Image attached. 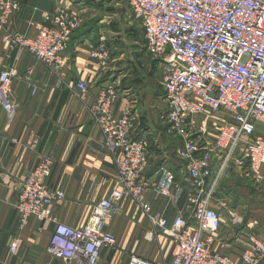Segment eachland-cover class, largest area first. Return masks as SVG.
I'll list each match as a JSON object with an SVG mask.
<instances>
[{"label": "built area", "instance_id": "obj_1", "mask_svg": "<svg viewBox=\"0 0 264 264\" xmlns=\"http://www.w3.org/2000/svg\"><path fill=\"white\" fill-rule=\"evenodd\" d=\"M123 1L141 24L146 52L161 64L168 133L183 139L178 156L192 186L188 192L190 215L167 218L151 212L141 181L148 165V141L132 135L135 128L130 108L114 115L117 94L105 87L90 105V113L105 147L114 155L119 187L97 202L82 226H70L53 212L63 193L49 187L52 158L43 155L20 185L15 205L19 224H25L29 217L51 222V254L80 264H96L100 249L116 243L115 235L104 227L105 219L127 196L147 213L153 227L147 231L148 238L158 233L174 242L169 261L131 255L127 264H259L264 259V240L254 241L240 253L239 260L212 250L221 220L210 205L217 177L209 186L207 181L215 157L220 160L219 169L233 163L255 179L262 178L264 0ZM19 9V0H0V38L18 53L29 52L50 72H58L73 32L81 27L80 14L56 3L43 14L44 22L30 23L34 33L25 35L7 29ZM89 56L100 69L106 68L108 52L102 45L93 47ZM14 75V68L0 71V106L7 115L16 106L11 95ZM76 88L87 91L83 81L77 82ZM36 90L33 87L32 94ZM199 116L210 120L209 129L200 127ZM172 179L169 175L168 181ZM160 193L168 194L165 189ZM16 244L15 238L10 252Z\"/></svg>", "mask_w": 264, "mask_h": 264}, {"label": "crops", "instance_id": "obj_2", "mask_svg": "<svg viewBox=\"0 0 264 264\" xmlns=\"http://www.w3.org/2000/svg\"><path fill=\"white\" fill-rule=\"evenodd\" d=\"M75 1L19 0L20 9L10 18L7 29L33 34L31 22H44L43 14L50 12L56 3L72 8L84 0ZM88 34L80 28L73 32L62 56L63 66L56 73L50 72L29 52L18 53L17 48L7 46L0 38V71L6 68L16 71L11 85L15 109L7 115L0 106V264H80L50 253L51 222L29 217L25 224H19L15 205L20 185L41 154L52 157L49 187L63 193L53 205V212L70 226H82L97 202L119 187L114 155L105 147L102 133L90 113V105L103 86L97 80L99 66L89 56L95 43ZM79 81L86 84V92L76 88ZM33 87L37 89L34 94ZM124 93H120L113 106L116 116L125 108ZM154 94H147L150 104L143 111L150 120L149 126L147 129L137 126L132 135L149 137L151 142L159 143V148H172L176 139L164 134L159 136L157 128L158 109L166 114L161 81ZM198 124L206 129L211 127L210 120L205 121L204 116H199ZM207 135L211 136V132ZM32 142L36 144L32 146ZM166 153L148 154L149 164L141 176L145 200L151 212L163 217L189 216L190 179L178 155ZM219 165L220 160L215 157L207 181L209 186L217 177L210 205L221 220L211 248L239 260L240 253L253 246L254 241L264 240V194H255L258 184H252L255 179L245 170L233 163L220 169ZM261 172L264 176V166ZM169 175L172 182L168 181ZM161 189L168 194H161ZM104 227L115 235L116 243L100 249L96 264H127L131 255L156 261H169L172 257L174 242L158 233L148 238L147 231L153 228L151 221L127 196L105 219ZM15 238L16 248L10 252ZM259 264H264V259Z\"/></svg>", "mask_w": 264, "mask_h": 264}, {"label": "rangeland", "instance_id": "obj_3", "mask_svg": "<svg viewBox=\"0 0 264 264\" xmlns=\"http://www.w3.org/2000/svg\"><path fill=\"white\" fill-rule=\"evenodd\" d=\"M74 2L76 1L74 0ZM72 9H75L81 16L80 31L89 33L90 41L95 43L94 47L100 44L108 52L106 68H99L97 74L98 83L100 82V85L103 86L101 88L113 89L117 94V98H119L121 92H125L122 97L126 100L125 108L131 109L130 115L133 120V127L135 129L137 126L140 129H147L150 120L143 112L144 108H148L150 104L147 100V94L155 96L154 92H158L163 71L161 65L158 69V59L155 60L146 52L145 42L142 39L141 24L133 18L129 6L123 0H84L83 3H75ZM144 93L147 94L144 95ZM151 100L153 101V98ZM152 103L155 104V101ZM159 104H156L155 107H158ZM158 110L157 128L159 136L164 134L167 138L176 139V141H174L172 148L168 146L159 148V143L151 142L150 138L146 137L148 141L147 153L165 154L164 150H169L166 154L178 155L183 139L178 135L168 133L169 125L167 124L166 115L161 108ZM32 144H36V142H32ZM43 155L48 154H41L40 158ZM251 182L252 184L253 182L258 184L255 194L262 196L264 194L263 173L262 178H256ZM218 202L219 204L223 203V201ZM133 203L135 202L133 201ZM143 213L147 217V213L145 211Z\"/></svg>", "mask_w": 264, "mask_h": 264}, {"label": "water", "instance_id": "obj_4", "mask_svg": "<svg viewBox=\"0 0 264 264\" xmlns=\"http://www.w3.org/2000/svg\"><path fill=\"white\" fill-rule=\"evenodd\" d=\"M77 1H79V0H77Z\"/></svg>", "mask_w": 264, "mask_h": 264}]
</instances>
